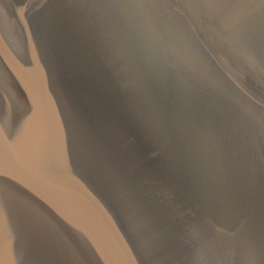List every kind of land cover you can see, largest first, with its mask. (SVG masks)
<instances>
[{
  "label": "water",
  "instance_id": "1",
  "mask_svg": "<svg viewBox=\"0 0 264 264\" xmlns=\"http://www.w3.org/2000/svg\"><path fill=\"white\" fill-rule=\"evenodd\" d=\"M0 264H264V0H0Z\"/></svg>",
  "mask_w": 264,
  "mask_h": 264
}]
</instances>
